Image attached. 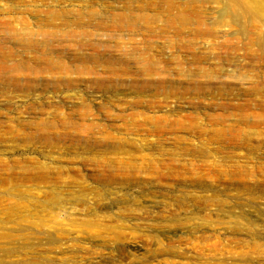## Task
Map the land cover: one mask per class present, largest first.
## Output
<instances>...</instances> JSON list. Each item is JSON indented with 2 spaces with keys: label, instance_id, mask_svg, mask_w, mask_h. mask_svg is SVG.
<instances>
[{
  "label": "rangeland",
  "instance_id": "374dc122",
  "mask_svg": "<svg viewBox=\"0 0 264 264\" xmlns=\"http://www.w3.org/2000/svg\"><path fill=\"white\" fill-rule=\"evenodd\" d=\"M246 1L0 0V264H264Z\"/></svg>",
  "mask_w": 264,
  "mask_h": 264
},
{
  "label": "bare ground",
  "instance_id": "6f19581e",
  "mask_svg": "<svg viewBox=\"0 0 264 264\" xmlns=\"http://www.w3.org/2000/svg\"><path fill=\"white\" fill-rule=\"evenodd\" d=\"M213 1H221L223 3L222 12L225 15H231L233 20L238 21L240 23L243 21V19L248 20V17L252 18L253 16L254 13L253 7L255 8V6L249 3V1L248 2L246 0H213ZM0 54H7L2 49L1 46H0ZM44 59H47V57H45Z\"/></svg>",
  "mask_w": 264,
  "mask_h": 264
}]
</instances>
